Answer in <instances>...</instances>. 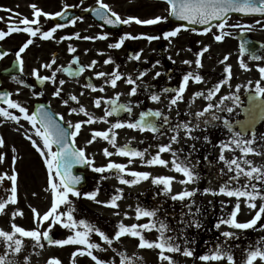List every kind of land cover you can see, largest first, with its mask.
I'll list each match as a JSON object with an SVG mask.
<instances>
[{"label":"snow or ice","instance_id":"snow-or-ice-1","mask_svg":"<svg viewBox=\"0 0 264 264\" xmlns=\"http://www.w3.org/2000/svg\"><path fill=\"white\" fill-rule=\"evenodd\" d=\"M83 0H81V3ZM97 7L92 9H84V11H91L99 20L103 21L106 25H111L113 27H119L120 25H130L135 22L138 25L153 26L160 23L170 22L172 19H176L181 22L178 26L171 30L164 31L162 37L160 35H145L133 36L131 33H124L119 36L115 42L108 45L111 49H120L125 44L126 40L129 39H147L149 42L154 40H159L161 38L168 40L169 43L172 42V38H176L180 35L182 30H189L190 26L202 25L205 26L201 30L200 34H208L212 32L215 28L218 30L219 34L213 33L214 39L217 42L224 41L226 36H231L230 31H225L226 28L236 27L241 30V32H246L251 29V25L247 24H229L232 13H240L246 16L259 15L264 17V0H165L168 5L166 16H155L154 18L140 19L135 16H128L127 18H122L112 7L105 3V0H96ZM30 7L33 9V17L29 19L28 17H23L20 24H8V30H0V41L4 40L7 36L12 33L23 32L28 34L30 37L41 36L44 40H50L54 38V33L58 29H63L67 25L64 23H56L50 30L41 31L40 18L43 16L45 18H60L63 20H68L69 18V8L76 7L74 5L63 6V10L57 11L55 13H48L40 9L37 5L32 4ZM11 11V9H7ZM17 15H20L17 13ZM0 17V20H3ZM11 19V17L9 18ZM83 20V17L76 16L70 20L71 25L75 26L77 21ZM257 24H260V20H256ZM103 27V25H101ZM192 32H197L195 27H191ZM110 33H102L98 36H83L81 37L79 33H75L76 39L84 40H107L109 39ZM63 39L71 40L73 36H65ZM33 43V39H28L19 51L15 54L20 65V71H23V59L21 54ZM249 41H243L240 44V52H249L248 44ZM264 47V46H262ZM210 50V46H204L195 55L197 59L195 64L197 68H203L202 58L204 54ZM69 51L75 53L77 49L75 47H69ZM8 53L0 52V58L6 56ZM103 54V53H101ZM142 50L140 53H134L131 59L136 61L141 60ZM254 60H261L264 57L256 54H252ZM229 59V55H225L220 61L221 64H225ZM168 60L172 61V57L168 56ZM175 63V61H172ZM56 63L55 58L52 59L51 63L43 65L45 68H51L53 64ZM73 64L78 65L76 73L72 72L71 66L63 71L69 72V74L78 75L85 71V68H94L96 61H92L89 65H81L79 57H75L72 61ZM105 64H114L115 61L109 57L104 61ZM184 64L191 65L193 61L184 60ZM240 67L250 71V67L246 64L243 58L239 61ZM161 62L157 60L152 68L160 65ZM62 69H56L53 71L51 76H41L38 70H34L33 75L38 81L43 83L44 81L51 80L56 83V71H61ZM148 70L140 71L137 77L134 79L131 75L125 76L124 73L120 71V66L116 65L115 69L111 73H106L103 71L97 72V78H103L106 85H110L112 88H116L118 82L123 80L126 84L131 85L128 95L136 96L138 89H143L148 98L159 103L161 101V96L164 93H173L169 99L168 113L161 110L149 109L146 112L140 114V118L136 121H117L111 125V127L106 131H93L91 139L87 142L92 144L97 138H101L108 141L113 147H117L116 142V129L129 128L135 129L142 132H151L156 134L158 137L166 135L167 132H171L172 135L169 137V142L165 144L157 145L158 151L154 155L148 153V149L145 148L140 151L133 148L130 144H125L122 147H117V153L123 157L129 158H139L145 165L148 166H163L168 167L169 164L172 165L175 172L182 174L184 179L180 180L181 184H194L200 179L199 173L196 171V164L191 160L192 153L196 149L197 141L203 140L206 143H212L210 131L219 127L217 122H220L224 128L228 130L229 138L226 140H221L219 143L220 154L218 159L223 161L227 167L228 172L234 173V175L229 176L228 180L223 186H219L218 189L208 187L203 189L202 194L208 195H225L227 197H235L237 202L234 209L226 216L221 217L214 227L220 230L222 226H226L227 230L220 231V235L224 238L223 241H217L216 247L210 249L207 254H202L197 257L195 249L190 245L194 244L196 241L194 238H190L187 230L189 228H195L197 230L204 227L201 219H198V215H202L199 207L193 212V205L196 204L195 197L200 189L185 190L173 193V182L176 179L173 176H153L152 173L147 171H130L127 165L122 163H116L110 161L106 166H95L94 158L89 157L86 154L85 149L77 146V137L81 134V130L85 125H91L97 121V119L104 122H108L107 118L113 115H119L121 112H127L129 115L132 114L133 104L131 101L128 103L120 102L121 93H117L115 97L104 99L103 97L96 98L94 104L96 107H100L102 101L108 105L109 108L105 109V115L103 117H94L92 113L84 106L72 107L70 113H83L87 117L86 120H81L76 123L71 121H65L62 114H54L49 111L44 104H40L37 111L29 112V109L21 104L20 102L11 98L12 93L2 92L0 93V104H6L7 107L0 106V117H4L7 120L15 121L17 124L20 123L21 116L14 114L10 109L18 110L19 113L23 115V119L31 125V133H25L28 141L31 142L32 147L39 153L43 158V162L46 165V170L48 173V183L50 185L51 191L53 193V202L49 210L41 214L37 209L32 208L34 214V219L36 220L38 227L36 229L28 230L23 226L17 225L15 217L17 215L23 216L24 213L21 210L13 211L11 213V218L13 223L11 224L12 231H6L0 229V241L5 245L4 254H0V264H14V261L10 259V256H18L24 247V238H30L34 244V248H43L44 241L49 244H56L59 246L65 245H78L82 246L77 248L73 253V264H75V256H88L91 258L95 264H108V262L102 260L94 251H106L100 243L93 242L91 237L96 234L109 248L112 247L114 242L121 241L122 237L129 236L136 238L139 241L138 247L148 248V249H159V259L161 262L166 261L167 264H177L174 256L172 254H181L184 257L198 258L199 261L204 262V264H264V238L251 244L246 249V254L243 256L242 260L238 261L232 254V245L229 243L233 240L240 239L239 233L246 232L248 230L256 229L258 226L261 231H264V190L260 188L257 183L253 181H258L264 184V164L256 165L251 159H248L250 155L264 156V152L259 151L254 145L258 141L261 142V146L264 147V133L258 134L255 130V123L258 118L264 117V66H258V71L261 76V80L255 82V88H252V81H249L247 88L249 91V107L245 110L247 113V119L244 121H236L235 123L240 125V130L236 131L234 124L231 120L222 117L220 112L232 113L235 106L242 103L239 92L243 85H236L235 91L224 95L220 98L219 103H212L214 98L220 92L221 88L227 84L231 87L230 80L232 78V66L226 64L224 71L227 73V78L217 82L213 87L207 90V94L203 91H198L194 93L192 99L195 100L196 97H204L209 101L207 106L202 110L194 114L191 120H181L178 105L184 100V94L187 91L190 82L194 83H205L204 77L196 71H187L182 74L181 80L178 82V87H164L162 92L157 93L151 91L154 85L138 83V81H143L145 75H147ZM164 75L161 71H156L153 79H158ZM15 80L16 77H13ZM169 80L172 79L171 76L168 77ZM23 83V81H18ZM65 81L60 80V89L54 91L53 95L60 97L62 86ZM84 87L90 88L92 91L103 92L105 89L103 87L97 88L93 83H88ZM43 95V93H39ZM72 101H76L79 104V99L76 95L70 97ZM225 101H231L233 106H228ZM64 104H68L67 99L63 100ZM173 109H176L175 121L170 116ZM243 110V109H242ZM57 116L59 117L57 119ZM66 125V126H65ZM19 130V129H18ZM197 132L204 133L203 136L197 135ZM250 133V135H249ZM34 137L39 138L34 139ZM191 140L193 143L190 145L191 151L184 153V148H174L173 145L181 144V141ZM5 145V140L0 136V148ZM239 150L240 156H233L228 158L226 152H236ZM15 152V148H13ZM163 153H169L172 159L162 158ZM184 153L183 159H181L180 154ZM103 154L106 157H111L114 155L113 152L109 151L107 148L103 149ZM146 154L150 155V158H145ZM4 157L0 155V161ZM132 160H129L131 163ZM16 163V157L12 159L13 168ZM77 165L87 166L91 168L92 171L96 173H106L115 171L118 174V178L123 185H137L142 181L151 180L154 185L163 186L161 191L167 197L174 202H180L181 220L179 223L183 224V229L176 235H167L169 231H175L170 229L165 219H160L158 213L164 211L162 206H157L154 208L148 207H136V218H148V222L144 224H133L131 226L125 225L123 221L119 222L116 226V231L113 235H108L101 228L97 227L95 224L88 222L85 219H77L73 213L75 211L73 200L71 197L79 198L81 196L95 201L96 203H105L107 207L113 209H119L120 205L118 201L124 198L123 189H117L110 200L103 202L97 199L100 189L96 188L90 192H81L79 186L83 181L84 177L82 175H76L73 172L74 167ZM221 173H224L222 168ZM125 175L131 177V179L125 178ZM241 177L244 178L245 182L238 188L230 187L233 182L240 183ZM11 181V188L9 189L10 195L0 201V215H7L6 209L9 204L18 203V174L13 172L12 175L5 173L0 175V182L5 179ZM107 179V177H102ZM244 198V203L250 210L255 211V215L247 221H240L238 219V214L241 212L240 199ZM261 203H257V201ZM223 203V202H222ZM67 206V211H60L61 206ZM187 208L188 211L184 212L183 209ZM115 215H121L119 211L114 213ZM127 216V213H124ZM184 216H189L190 218L185 220ZM47 222V228L43 231L40 230L42 226ZM59 224L64 229L69 230L72 235H69L65 239H54L51 235L52 229ZM155 229L158 233V239L155 241L148 240L143 234L145 231H152ZM180 239L184 242V247L178 242ZM115 251V249H113ZM121 256L120 264H134V258L128 257L125 253H118ZM142 259V258H141ZM25 264H30V257H25ZM49 264H61L58 259H53L49 261ZM114 264V262H113Z\"/></svg>","mask_w":264,"mask_h":264},{"label":"flooded vegetation","instance_id":"flooded-vegetation-1","mask_svg":"<svg viewBox=\"0 0 264 264\" xmlns=\"http://www.w3.org/2000/svg\"><path fill=\"white\" fill-rule=\"evenodd\" d=\"M50 0H0V17H3V20H0V30L7 31L8 24H19L20 27H23L20 24V21L23 17H28L29 19L33 17V9L30 5L35 4L40 9L48 13H55L57 11L63 10L62 7H57L52 9L49 4ZM61 1V0H54ZM67 5H74L76 7H71L76 9V13H88L89 11H84V9H92L97 5V3H91V0H86L81 3V1L66 0ZM89 3V5H88ZM105 3L109 5L113 4L118 6L120 0H105ZM11 9V11H7ZM19 13L20 15H17ZM121 14V12H118ZM11 17V19H9ZM256 20H260L261 23L257 24ZM247 24L251 25L249 31L243 32L245 36H249L251 39L260 42L264 45V19L260 18H240L232 16L229 20V24ZM55 22L51 18H40V29L41 31L50 30L55 26ZM67 26L63 29H58L54 33V38L50 40H44L41 36L30 37L28 34L23 32L12 33L7 36L4 40L0 41V52L8 53L6 56L0 58V85H29L32 89L35 86L43 85L40 88L41 91L46 90L47 94H50L51 80L44 81L41 83L33 75L34 70H38L41 76H51L52 74L43 68V64L47 61V53L53 49L56 50V53L53 54V58L58 57V64L56 68L62 69L61 71H56L57 79L56 84H59L60 80H64L65 83L62 86V97L63 100L67 99L69 103L62 104L60 99L57 100V104H49L46 102V99H43L42 102L47 103L51 110L56 114H62L65 121H71L76 123L81 120H86L87 117L83 113H70L72 107L79 108L81 105L84 106L88 112L92 113L94 117H103L105 115V109L109 108L110 105L102 101L100 107H96L94 101L96 98L103 97L105 100L108 98L115 97L117 93H121L120 102L128 103L129 101L133 104L132 114L129 115L127 112H121L118 116L113 115L108 117V122L97 119V121L91 125H85L81 134L77 137V146L85 149L86 154L89 157L94 158L95 166H106L110 161L116 163H122L127 165L128 170L130 171H145V164L139 158H129L120 156L117 153V147H122L125 144H130L133 148H136L140 151H143L147 144L155 145L154 150L149 153L154 155L157 151V145L165 144L169 142V137L172 133L169 131L166 135L157 136L151 132H142L135 129L121 128L116 129V142L117 147H113L108 141H105L101 138H97L95 142L89 144L87 141L91 139L93 131H106L111 125L119 121H136L140 118L142 112H146L149 109L152 110H161L168 113L169 99L173 93H164L161 96V101L159 103L153 102L148 98L147 93L143 89H138L136 96L128 95L131 85L126 84L123 80L118 82L116 88H112L110 85L104 83L103 78H97L96 73L103 71L106 73H111L116 65L120 66V71L126 76L129 71L132 70V77L139 74L140 71L148 70L147 74L152 73V77L144 76L143 84L154 85L155 87L150 89L157 93L162 92L164 87H178V82L181 80L182 74L187 71H196L199 72L205 79V83H194L190 82L187 91L184 94V100L179 103L178 109L180 112L181 120H191L194 117V114L202 111L207 104L209 103L204 97H196L195 100L192 99L194 93L198 91H203L205 95L207 90L213 87L217 82L227 78V73L224 71L226 64L232 66V78L230 80L231 87H228L225 84L221 88L220 92L214 98L212 103H219V100L222 96L228 95L235 91L236 85H242V68L240 67V59L243 58L251 65L250 71L252 85H255V82L261 80L260 73L258 71V66H264V59L261 60H250L247 57L243 56L240 52L241 44V35L242 32L239 28L232 27L226 28L225 31H230L231 36H226L224 41L217 42L214 39L213 33L219 34L218 30L213 28L212 32L208 34H200L202 29H197V32H192L191 30H182L176 38H172V42L169 43L168 40L163 38L159 40H154L149 42L147 39H129L125 41V44L120 49H111L108 45L112 42H115L119 36L124 33L134 32V24L122 25L121 29L110 31L101 25L98 22L89 16H84L83 20H78L75 26L71 25L70 20ZM179 24L173 22L160 23L154 25L151 29V34L146 32V28H141L140 31L136 33L135 36H140L141 34L145 35H160L167 30H171ZM256 25L261 26L263 33L258 35L259 28ZM135 26V25H134ZM93 31L110 33L109 39L107 40H84L76 39L74 34L79 33L81 37L83 36H93ZM147 33V34H146ZM100 35V34H99ZM65 36H73V39H63ZM33 39V43L21 54L23 59V71H20V65L16 58V53L23 46V44L28 39ZM54 42H61L59 45H54ZM75 47L77 51L75 53H68L69 47ZM204 46H210V50L204 54L202 58L203 68H197L195 60L197 56L195 55L199 50ZM142 50L141 60L136 61L131 59V56L134 53H140ZM59 52L62 56H59ZM103 53V54H101ZM264 57L263 52L254 53ZM225 55H229V59L225 64H221L220 61ZM79 57L81 65H89L92 61H96L94 68H85L83 73L78 75L69 74L63 69H67L71 66L72 72L76 73L78 65L73 64L72 61L75 57ZM168 56L172 57V61L168 60ZM111 57L115 63L114 64H105L104 61ZM159 60L160 65H157L155 68H152V65ZM184 60H191L193 63L189 66L183 63ZM19 70V74H15V71ZM156 71H161L164 73L158 79H153V76ZM26 72V74H25ZM171 76L172 79L169 80L168 77ZM13 77H16L14 80ZM18 81H23L19 83ZM88 83H93L97 88L103 87L105 90L92 91L90 88L84 87ZM264 84V81H262ZM249 91L246 89L245 93L242 92V87L239 92L240 99L242 103L234 107L232 113L220 112L219 114L231 120L234 124L235 130H240V125L236 124V121H243L245 116L242 113L243 106L247 103ZM76 95L79 99V104L76 101H72L70 97ZM225 104L228 106H233L231 101H225ZM171 118L175 121L176 118V109H173L170 113ZM219 127H215L210 131L212 138V143H206L203 140L197 141L196 151L192 153L191 160L196 164V171L200 175L199 183L200 184H210V182L219 183L224 180V173H221V169L224 171L227 168L223 161L218 159L220 154L219 143L221 140H226L229 138V133L226 128L220 122H217ZM66 126V125H65ZM261 129L264 132V120L262 124L257 128ZM197 135L203 136L204 133L197 132ZM152 138V139H151ZM193 143L191 140L181 141V144L173 145L174 148H184V153L191 151L190 145ZM107 148L109 151L113 152L114 155L111 157H106L103 154V149ZM184 153H181V159L184 157ZM147 156V154H146ZM164 159L172 158L169 153H163L162 157ZM146 158V157H145ZM132 160L129 163V160ZM91 170L88 167L87 172ZM155 169L154 171H156ZM108 173H115L108 172ZM90 180L89 176L87 177ZM181 180V179H180Z\"/></svg>","mask_w":264,"mask_h":264},{"label":"rangeland","instance_id":"rangeland-1","mask_svg":"<svg viewBox=\"0 0 264 264\" xmlns=\"http://www.w3.org/2000/svg\"><path fill=\"white\" fill-rule=\"evenodd\" d=\"M13 1V0H12ZM91 3H95L96 0H91ZM68 2L66 0L54 1L50 0L49 4L52 9L57 7H62ZM97 3V2H96ZM89 5V3H88ZM114 11L121 12L122 18H127L128 16L139 17L140 19L154 18L155 16H166L168 15L167 8L168 5L166 2L156 1V0H120L118 6L113 4L110 5ZM163 23V22H162ZM134 32H130L133 36L136 35L138 31L141 30V27H145L146 32L151 34L152 27L154 26H141L133 22ZM259 28L258 35L261 36L263 31L261 30L260 25H256ZM105 33V32H102ZM99 31H93V36H98L102 34ZM183 32L181 31L180 34ZM147 34V33H146ZM61 42H54V45H59ZM56 53V50L51 49L46 57L47 61L45 64L51 63L53 59V54ZM71 53V52H68ZM59 56L62 54L59 52ZM56 63L52 65L51 68H45L51 74L57 68L58 57L55 59ZM244 62L248 65H251L249 61L243 59ZM43 64V65H45ZM26 74V72H25ZM132 76V70L127 73L126 76ZM138 75V73H137ZM136 76L133 78L135 79ZM148 77H152V73L147 74ZM57 81V79H56ZM251 81V74L248 70L242 68V92L248 89L246 86L248 82ZM52 82V81H51ZM142 81H138L141 83ZM7 88L11 89L12 99L20 102L29 109V112H32L33 104L37 102L40 98H46L49 103L57 104V100L62 97L54 96V91L61 88L60 85L52 82L50 94H47V91H43V95H39L38 88L32 90L29 85H6ZM252 88H255V85H252ZM63 90V89H62ZM63 104L62 99H60ZM2 106V105H0ZM7 107V106H2ZM16 115L21 116L20 123L17 124L15 121L7 120L4 117H0V136L5 140V145L3 148H0V155L4 157L0 161V175L7 173L9 176L15 171L18 174V203L9 204L6 209L7 215H0V229L6 231H12L11 224L13 223L11 218V213L13 211L21 210L24 215L21 217L17 215L15 217V223L17 225L23 226L25 229L32 230L38 227L36 220L34 219V214L32 208L37 209L41 214L47 212L51 207L53 202V193L51 191L50 185L48 183V173L46 170V165L43 162V158L39 153L32 147L31 142L27 140L25 133H31V125L23 119V115L19 113L18 110L10 109ZM19 129V130H18ZM258 134L263 133L259 129ZM38 142L39 138L34 137ZM152 139V138H151ZM259 151L264 152V147L261 146V142L258 141L254 145ZM15 148V152L13 151ZM148 153H151L155 145L146 146ZM225 155L228 158L233 156H240L241 153L239 150L236 152H226ZM16 157V163L13 168L12 159ZM150 158V155L147 154L146 159ZM164 158V156L162 157ZM172 158H168L170 161ZM248 159H251L256 165L264 164V156L250 155ZM147 172L152 173L153 176H173L176 179L173 182V193L180 192L187 188L188 190L200 189V192L197 193L195 200L196 204L194 207H199L202 215H198V219H201L204 227L197 230L195 228H189L187 230L189 237L195 239V243L190 245L195 249L197 257L202 254H207L210 249L216 247L217 241H223L220 231L227 230L226 226H222L220 230L215 229L214 225L219 221L221 217H226L233 209L237 202L235 197H227L225 195H204L202 194L200 184H181L179 183L180 179H184L182 174L175 172L171 164L168 167L163 166H148L145 165ZM157 169L156 171H154ZM88 175L91 176L93 181L89 182L88 189L85 192H90L96 188L100 189L98 200L107 202L110 200L111 196L116 193L117 189H123L124 198L118 201L120 207L119 209H113L107 207L105 203H96L90 199H87L83 196L76 198L71 197L73 200V205L75 211L73 215L77 219H85L88 222L95 224L97 227L101 228L108 235H113L117 230L116 226L119 222L123 221L125 225L131 226L133 224H144L148 222V218H136V207L139 205L141 207L154 208L157 206H162V212L158 213L160 219H165L170 229L175 231H169L167 235H176L179 233L184 225L179 223L181 220L178 209L179 206L177 202H174L163 194L161 188L163 186H155L151 182L142 181L137 185H123L120 183L118 175L114 173L100 174L91 170L88 172ZM234 175V173H232ZM102 177H107L103 179ZM125 178L131 179L130 176L125 175ZM245 182L244 178L241 177L240 183L233 182L230 187L238 188L241 184ZM257 183L262 190H264V184H261L258 181H253ZM223 186V185H222ZM206 188L212 187L218 189L219 185H214L213 183L205 186ZM11 188V181L7 178L0 182V201L6 199L10 195L9 189ZM223 202V203H222ZM241 203V212L238 214V219L240 221L250 220L254 215L255 211L248 209L244 203V198L240 199ZM261 203V201H257ZM177 205V206H176ZM187 209V208H184ZM183 209V210H184ZM60 211H67V206H61ZM119 211L121 215H115L114 213ZM127 213V216L124 215ZM190 217L184 216L183 219L187 220ZM47 228V222L40 226V230L43 231ZM145 237L150 241H155L158 239L159 233L153 229L152 231H145L143 233ZM242 234V235H241ZM51 235L57 239H65L72 233L61 227L57 224L51 232ZM242 238L237 242L232 249V254L234 257L240 261L243 256L246 254V249L249 245L256 243L257 241L264 238V231H261L259 226L256 229L248 230L246 232L239 233ZM91 240L96 243H100L106 251H94V254L97 255L102 260L108 262V264H120L121 256L118 253H125L128 257L134 258V264H167L166 261L161 262L159 259V249H148V248H139V241L136 238L129 236L122 237L121 241L114 242L111 248H109L104 242L96 235L93 234ZM182 247H184V242L182 239L178 241ZM34 242L30 238H24V247L22 252L18 256H10L9 258L14 261V264H25V257H30V264H49L50 260L58 259L61 264H73V253L82 246L78 245H65L59 246L56 244H46L44 241V247L34 248ZM115 249V251H113ZM5 245L0 241V254H4ZM177 261V264H204V262L199 261L198 258H189L184 257L181 254H172ZM142 258V259H141ZM75 264H95L88 256L77 255L75 256Z\"/></svg>","mask_w":264,"mask_h":264},{"label":"water","instance_id":"water-1","mask_svg":"<svg viewBox=\"0 0 264 264\" xmlns=\"http://www.w3.org/2000/svg\"><path fill=\"white\" fill-rule=\"evenodd\" d=\"M232 14H237V15H239V16H246V15H244V14H240V13H232ZM255 16H258V17H259V15H255ZM69 17H70V15H69ZM172 20H174V21H176V22H180V23H187V22H181V21H178V20H176V19H172ZM60 21H64V20L61 19ZM100 22H101L103 25H105L106 27H108V28H117V27H113V26H111V25H106V24H104V22L101 21V20H100ZM191 27H205V26H202V25H194V26H190V28H191ZM251 47H253V45H251V43H249V44H248V48H249V52H248V53H251ZM248 107H249V106H248ZM37 110H38V109H37ZM245 114L247 115L246 111H245ZM257 124H258V121H256L254 127H256ZM79 168H80V169H84V166L79 165V166H77L76 168H74V169H73L74 174H76V175H82V176L84 177V175H83L82 173H79V172H78V169H79ZM85 185H86V180H85V177H84L83 181L81 182V185L79 186V189L84 188Z\"/></svg>","mask_w":264,"mask_h":264},{"label":"trees","instance_id":"trees-1","mask_svg":"<svg viewBox=\"0 0 264 264\" xmlns=\"http://www.w3.org/2000/svg\"><path fill=\"white\" fill-rule=\"evenodd\" d=\"M224 238L222 237V240H223ZM239 240H233V241H230L229 243L232 245V249L236 246V245H238L237 244V242H238Z\"/></svg>","mask_w":264,"mask_h":264}]
</instances>
